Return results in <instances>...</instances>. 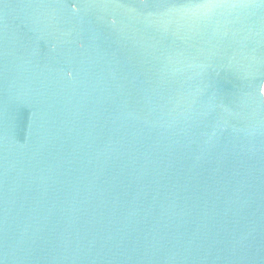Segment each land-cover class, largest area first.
Segmentation results:
<instances>
[{"label": "water", "instance_id": "95a60500", "mask_svg": "<svg viewBox=\"0 0 264 264\" xmlns=\"http://www.w3.org/2000/svg\"><path fill=\"white\" fill-rule=\"evenodd\" d=\"M0 264H264V0H0Z\"/></svg>", "mask_w": 264, "mask_h": 264}]
</instances>
